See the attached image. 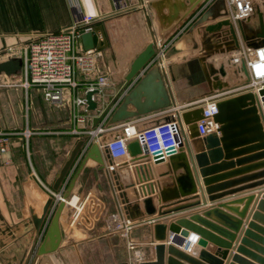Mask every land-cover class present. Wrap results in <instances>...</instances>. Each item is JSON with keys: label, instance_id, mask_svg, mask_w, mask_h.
Returning <instances> with one entry per match:
<instances>
[{"label": "crops", "instance_id": "1", "mask_svg": "<svg viewBox=\"0 0 264 264\" xmlns=\"http://www.w3.org/2000/svg\"><path fill=\"white\" fill-rule=\"evenodd\" d=\"M149 2L150 0H0V128L22 132L28 127L34 132L29 138L22 134L14 136L9 154L10 162L0 164V264H26L33 248L37 246L38 250L55 212L54 202L41 226L35 224L34 217L40 218L43 215L47 201L51 198L47 188L53 189L63 165L81 139L68 133L73 126L71 89L67 91L65 103L58 106L47 102L39 88L26 89L23 86L25 50L28 44L42 34L67 29L80 16V12L97 16L92 29L102 26L107 43L104 48L99 49L96 69L91 76L77 71L80 83L77 94L86 97L89 83L96 80L101 72H108L111 74L110 84L102 93L96 94L95 99L99 103L98 111L110 102L119 100L112 106L114 111L123 96L141 78L140 74L124 89L125 76L131 63L148 43L158 37L155 14ZM253 3L255 9L264 12V0H253ZM190 23L191 21L184 24L169 38H175V41L168 49L164 71L174 105L134 118L139 129L178 118L176 113L181 114L182 110L195 107L212 94L220 93L221 97H226L242 90V84L247 78L232 62L234 52L226 50L227 38L204 36L203 32L196 30L199 49L175 47V42ZM246 23L248 33L252 36V31L259 26V17ZM94 38L96 43L101 41V33H95ZM253 40L252 38L251 41ZM208 63L213 64L217 70L224 68L226 74L218 71L219 79L211 76V81L207 80L204 70ZM219 80L228 83L222 90L216 89ZM262 108L264 113V106ZM98 111L89 112L92 123ZM183 126L186 130V125ZM116 134L117 131L104 134L102 144L115 139ZM197 139L198 137L189 138L196 192L171 207L193 201H199L198 205L159 217L158 210L163 205L159 200L157 180L165 178L167 186L176 188H179V182L176 177L170 178V175L160 177L161 173L171 171L169 160L152 164L149 167V183L155 184L156 193L147 196L153 199L157 213L147 214L144 203L147 196L140 193L139 184L126 188L127 196L132 202L131 211L135 216L137 210L140 212L135 220L136 226L130 233L135 248L130 249L128 239L116 232L109 222L112 212L126 214L111 170H115L119 181L127 185L131 181L138 182L136 167L129 162L130 158L115 160L110 153L112 163L106 162L105 168L90 158L66 199L60 218L62 241L59 248L44 255H39L36 251L33 264H138L140 260H154L155 245L160 242L168 244L172 234L169 225L174 219L189 217L191 214L202 215L214 206H220L227 214L241 220V225L231 247H219L209 241L210 246H214L212 254L222 259L223 264H238L233 261L236 253L264 264V156L253 157L264 152V149L240 151L256 142L236 146L234 151L239 153L230 157L224 153L220 161L210 162L208 165L221 167L204 174L195 157L201 150L194 144ZM80 162L81 159L77 158L61 184L58 191L62 194L67 191ZM207 179L212 181L207 184ZM210 187L215 189L208 192ZM135 190H138L139 195L135 194ZM212 196L215 199H211ZM74 198H77L75 204L72 203ZM152 218H158L157 221L166 224L163 239L156 238V223L142 222V219ZM208 219L222 222L215 214ZM191 234L197 235L193 231ZM197 236L199 239L200 236ZM173 245L183 250L180 245ZM203 249L207 248L190 242L186 252L201 263L208 264L199 259ZM171 259L181 264H190L175 258L167 247L165 264H171Z\"/></svg>", "mask_w": 264, "mask_h": 264}, {"label": "water", "instance_id": "2", "mask_svg": "<svg viewBox=\"0 0 264 264\" xmlns=\"http://www.w3.org/2000/svg\"><path fill=\"white\" fill-rule=\"evenodd\" d=\"M204 1L205 0H150L149 6L154 11L158 37L161 42H166L176 30L191 21ZM255 12H257L259 17V26L252 31V36H250L246 21L251 20ZM228 13L226 0H215L206 10L191 21L188 28L175 42V47L177 49L188 50L199 49L200 42L196 38V30L200 33L203 32L204 36L227 38L228 40L225 42L228 45L226 49L228 52H235L240 49L242 42L250 47L264 45L263 11L254 9L253 14L246 19H239L237 24L228 18ZM99 32L102 35V40L96 43L94 34ZM252 38L254 39L253 41H251ZM81 40L85 50L94 48L102 49L107 43L102 26H97L90 31L81 30ZM156 50V39H153L131 63L130 69L125 76L124 89H126L140 74L141 78L135 86L123 96L119 106L112 112L108 120L109 124L124 122L174 105L173 96L169 89L164 69L158 64H154L151 67L148 66L150 60L155 56ZM202 58L205 60V57ZM241 68L247 81H249V72L245 62L242 63ZM204 71L206 79L209 81H211V76L216 80L219 79L217 74L218 71L220 74H226L224 68L217 70L211 63H208L207 69ZM227 84V82L219 80L217 81L216 89L222 90ZM97 93H99L98 89L87 91L86 99L88 110H97L99 103L93 98V95ZM113 102L114 101L110 102L101 114L93 118L94 126L111 108ZM130 106H132V108H130ZM262 106H264V88L260 89L258 92L245 90L233 95L221 97L218 100V113L215 115V120L220 125L219 129L217 132L210 133L204 137L199 136L197 126V121L203 116V104L200 103L191 109L182 110L181 114H175L178 115L176 119L181 124L183 137L179 144V148H172L169 150L168 160L170 162L171 171L161 173L160 177L167 175H170V178L176 177L179 182V188L167 186V179L165 178L157 180L156 184L160 195L159 200L163 205L158 210L159 217H166L178 211H185L200 203L199 201H193L171 207V205L184 201L188 199L187 197H191L197 189L193 168L190 162L191 158H193V154L189 144V138L198 137L194 144L201 150L195 154V157L199 166L202 167V172L204 174H209L213 170L221 167H208L209 163L220 161L224 153H226L228 157L233 156L235 153H239L238 151H234L236 146L256 142L253 146L240 151L256 148L264 149V113ZM183 124L186 125L187 133ZM85 142V138L80 139L71 151L68 160L63 165L53 186L55 191L60 189L61 184L68 176ZM128 149L131 156L129 162L133 163L136 167L138 182L131 181L127 185H123L119 181L118 173L113 169L111 173L114 174V179L120 190L121 202L127 217L136 220L137 217L140 216V212L137 210V216H135L131 211L132 202L127 196L126 188H132L135 187L136 184H139V191L145 196L150 193H156V189L153 182L149 183V181H151V178H149L150 165L147 164L149 154L146 150H143V147L137 139L130 141ZM260 156H264V152L253 157ZM109 157L110 155L107 148L102 149L97 142H93L82 157L63 197L65 199L69 198L77 178L85 169L87 161L90 158L95 160L102 168H105L106 162L109 164L112 163ZM253 157L251 159H253ZM211 181V179H207L206 183L208 184ZM214 189L215 187H210L207 190L211 192ZM137 191L138 190H135V194L139 195ZM211 199H215V197L212 196ZM52 203L53 198L51 197L47 201L43 215L40 218L34 217L37 226H41L46 219ZM144 203L148 215L157 213V209L153 205V199L151 197L147 196ZM65 205V200L60 201L57 205L46 235L37 250L39 255L54 252L59 248L62 241L60 218ZM135 207L138 209L136 204ZM212 214L220 218L224 224L222 222L210 221L208 218ZM157 220L158 218L148 220L142 219V222L150 224L156 223V238L163 239L166 224ZM240 225L241 220L227 214L220 206H214L210 210L205 211L202 215L191 214L189 217L176 218L169 225V230L172 234L170 239H168V244H166V242L157 243L155 245V259L140 260L138 264H165L167 247L169 248L170 254L179 260L190 264H203L200 260L186 252L191 242L190 239L193 237L191 231L200 236L197 242L198 245L207 248L200 251L199 259L208 264H223L222 259L212 254L214 246H210L209 241L219 247H231L232 241L236 238V231L239 229ZM173 244L180 245L183 247V250L175 247ZM223 255H225V253ZM233 261L238 264H260L239 253L233 255ZM170 263L181 264L175 259H171Z\"/></svg>", "mask_w": 264, "mask_h": 264}, {"label": "built area", "instance_id": "3", "mask_svg": "<svg viewBox=\"0 0 264 264\" xmlns=\"http://www.w3.org/2000/svg\"><path fill=\"white\" fill-rule=\"evenodd\" d=\"M214 1L205 0L192 20ZM226 3L229 12L228 18L235 24L239 19L248 18L255 9L253 0H226ZM96 19L97 16L80 12V16L75 18L73 24L67 29L42 34L31 40L25 50V80L23 86L26 89L30 87L41 89L45 100L58 106L65 103L68 89L72 90L73 126L68 133L86 139L78 159H82L93 142H97L101 148H107L111 157L115 160L131 158L128 145L130 141L137 139L143 150H146L149 154L148 165L167 161L169 150L179 148L183 137L181 124L176 118L145 129H139L137 123L133 120L134 118L109 124L108 120L113 112L112 105L94 126L92 116L89 113L92 111L88 110L86 97H80L77 94L80 85L77 71L80 70L85 76H91L96 69V57L100 55L99 49L85 50L81 42V30H92V24ZM174 41L175 38H171L166 42H161L160 38L157 37L156 54L150 60L148 66L158 64L162 69H165L168 49ZM232 62L238 66L239 72L244 76L245 74L241 68L242 63L245 62L247 65L250 83L247 86H242L243 91L253 90L258 92L264 88V45L250 47L242 42L240 49L233 53ZM110 76L111 74L108 72H101L96 80L89 83L88 90L98 89L99 93L97 94L102 93L110 84ZM95 95H93L94 100H96ZM220 98L221 94L216 93L201 102L203 104V116L197 121L200 137L218 131L220 125L215 120V115L218 113V100ZM118 102L119 100H114L113 104ZM104 109L98 111L97 108L95 111H98V113L94 117L101 114ZM116 131V138L103 145L102 136L108 132ZM33 133L28 127L22 132L6 131L0 128V164L10 162L9 154L14 136L22 134L29 138ZM47 189L53 198L54 206L57 207L62 200L66 202L61 192L51 188ZM109 222L116 232L128 239V247L134 249L135 243L130 239V233L136 226V221L128 218L123 212L116 211L109 215ZM36 251L37 246L33 248L26 264H33Z\"/></svg>", "mask_w": 264, "mask_h": 264}, {"label": "bare ground", "instance_id": "4", "mask_svg": "<svg viewBox=\"0 0 264 264\" xmlns=\"http://www.w3.org/2000/svg\"><path fill=\"white\" fill-rule=\"evenodd\" d=\"M76 201H77V198H74L73 201H72V203L75 204ZM197 239H198V236H197V235H193V237H191L190 241H191V242H196V243H197L198 240H199V239H198V240H197ZM197 244H198V243H197Z\"/></svg>", "mask_w": 264, "mask_h": 264}, {"label": "rangeland", "instance_id": "5", "mask_svg": "<svg viewBox=\"0 0 264 264\" xmlns=\"http://www.w3.org/2000/svg\"><path fill=\"white\" fill-rule=\"evenodd\" d=\"M258 17V14H257V12H255L254 13V15H253V19L255 20V18H257ZM151 67V66H150ZM250 82L249 81H247V79L244 81V83L242 84L243 86H247L248 84H249ZM41 90V89H40ZM241 91H243V90H241ZM245 91V90H244ZM44 96V95H43ZM35 257V256H34ZM34 261V260H33Z\"/></svg>", "mask_w": 264, "mask_h": 264}]
</instances>
